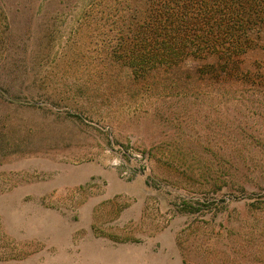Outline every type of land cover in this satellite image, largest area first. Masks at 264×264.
I'll return each mask as SVG.
<instances>
[{
	"label": "rangeland",
	"instance_id": "rangeland-1",
	"mask_svg": "<svg viewBox=\"0 0 264 264\" xmlns=\"http://www.w3.org/2000/svg\"><path fill=\"white\" fill-rule=\"evenodd\" d=\"M84 7L0 0V264H264V116L118 87Z\"/></svg>",
	"mask_w": 264,
	"mask_h": 264
},
{
	"label": "trees",
	"instance_id": "trees-1",
	"mask_svg": "<svg viewBox=\"0 0 264 264\" xmlns=\"http://www.w3.org/2000/svg\"><path fill=\"white\" fill-rule=\"evenodd\" d=\"M83 18L102 22L118 87L222 94L238 113L264 116V0H85Z\"/></svg>",
	"mask_w": 264,
	"mask_h": 264
},
{
	"label": "built area",
	"instance_id": "built-area-1",
	"mask_svg": "<svg viewBox=\"0 0 264 264\" xmlns=\"http://www.w3.org/2000/svg\"><path fill=\"white\" fill-rule=\"evenodd\" d=\"M125 158L124 161H130L132 163L135 164V166L141 171V170H144L145 167H146V170H147V167H148V161H149V156H148V153L146 152H141V151H138V150H134L132 148H129L127 150V153L125 154ZM111 164L113 166H120L122 164V161H121V157H117V156H114L111 160Z\"/></svg>",
	"mask_w": 264,
	"mask_h": 264
}]
</instances>
